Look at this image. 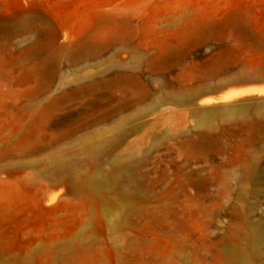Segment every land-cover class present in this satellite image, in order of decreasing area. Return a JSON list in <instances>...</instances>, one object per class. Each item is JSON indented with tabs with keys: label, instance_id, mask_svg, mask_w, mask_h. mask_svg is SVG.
I'll return each instance as SVG.
<instances>
[{
	"label": "rangeland",
	"instance_id": "rangeland-1",
	"mask_svg": "<svg viewBox=\"0 0 264 264\" xmlns=\"http://www.w3.org/2000/svg\"><path fill=\"white\" fill-rule=\"evenodd\" d=\"M248 87L264 0H0V264H264V93L202 102Z\"/></svg>",
	"mask_w": 264,
	"mask_h": 264
},
{
	"label": "bare ground",
	"instance_id": "bare-ground-1",
	"mask_svg": "<svg viewBox=\"0 0 264 264\" xmlns=\"http://www.w3.org/2000/svg\"><path fill=\"white\" fill-rule=\"evenodd\" d=\"M252 92L264 93V88L248 87L241 89H233L220 94L219 97L215 95L207 96L202 99V102L205 104H211L217 101L229 102V101L237 100L242 95ZM247 109L248 108L245 105H235V106L233 105V107L228 108V111L241 112ZM109 150L110 148L108 147V145L104 144L97 147L96 153L100 158L103 155L108 154L110 152ZM110 163H111L110 170H106V171L104 170L100 177L92 176L89 179L95 183L108 184L110 188L114 192H116V194L120 197L122 201H124L129 207L135 208L137 206L136 197L137 195H142V192L135 190L132 187V182L134 181V177L132 173V164L122 157H112L110 159ZM81 181L82 180H80V182ZM78 182H76V184ZM119 224H120V219H116L115 225L118 226ZM11 262L13 264H21L20 259H12Z\"/></svg>",
	"mask_w": 264,
	"mask_h": 264
}]
</instances>
